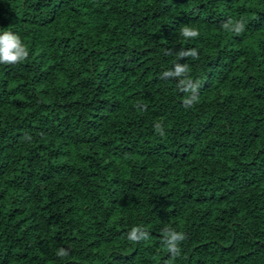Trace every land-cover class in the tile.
<instances>
[{
    "label": "trees",
    "instance_id": "1",
    "mask_svg": "<svg viewBox=\"0 0 264 264\" xmlns=\"http://www.w3.org/2000/svg\"><path fill=\"white\" fill-rule=\"evenodd\" d=\"M5 31L0 264H264V0H0Z\"/></svg>",
    "mask_w": 264,
    "mask_h": 264
},
{
    "label": "clouds",
    "instance_id": "2",
    "mask_svg": "<svg viewBox=\"0 0 264 264\" xmlns=\"http://www.w3.org/2000/svg\"><path fill=\"white\" fill-rule=\"evenodd\" d=\"M223 27L225 29H230L234 31L237 35L245 30V23L243 20L236 21L234 24L231 21L226 22ZM181 35L188 38H195L199 36V32L195 29L189 27H183L181 30ZM29 56V51L26 45L23 44L19 36L14 35L11 32L5 31L0 35V64L5 65H17L23 62ZM179 59L186 57H191L193 60L199 59V54L196 49L181 50L177 54ZM190 69L187 64H175L174 71H167L164 73L165 76L169 77H181L184 79L179 81V86L182 91L190 92L192 95L187 97L183 104L186 107H190L194 102L198 101L197 91L199 88V82L193 83V81L188 78V73ZM156 131L160 135H164L161 125H155ZM128 238L131 241L147 240L148 233L139 227H134L129 233ZM186 236L182 232H177L171 229H164L163 231V243L167 247V250L173 254V257L180 255V242L184 241ZM59 256L64 257L68 255L67 250L61 248L58 253Z\"/></svg>",
    "mask_w": 264,
    "mask_h": 264
}]
</instances>
